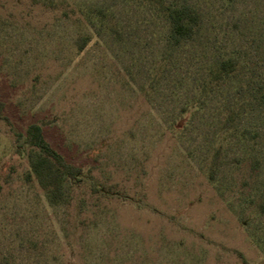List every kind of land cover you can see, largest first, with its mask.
Here are the masks:
<instances>
[{
  "label": "rangeland",
  "instance_id": "obj_1",
  "mask_svg": "<svg viewBox=\"0 0 264 264\" xmlns=\"http://www.w3.org/2000/svg\"><path fill=\"white\" fill-rule=\"evenodd\" d=\"M164 1L192 38L142 0H0V264H264V0ZM34 124L82 169L56 205L15 134Z\"/></svg>",
  "mask_w": 264,
  "mask_h": 264
},
{
  "label": "trees",
  "instance_id": "obj_2",
  "mask_svg": "<svg viewBox=\"0 0 264 264\" xmlns=\"http://www.w3.org/2000/svg\"><path fill=\"white\" fill-rule=\"evenodd\" d=\"M160 10L171 26V35L176 40L192 38L200 26L199 13L189 6H172L164 0H142ZM98 12V11H97ZM98 15L101 12L97 13ZM241 71L239 62L228 59L220 62L210 71L208 79L202 84L203 94H212L231 83ZM264 101V88L261 95ZM4 103L0 102V121H8L4 115ZM239 125V108L235 105L229 108L222 121L219 135V146L214 149L209 163V178H214V172L219 165L223 144L231 140L232 133ZM17 140L24 146L33 149L30 156L27 178L34 180L46 192L49 202L53 205L64 200L63 185L65 181L73 179L81 182V167L69 163L63 155L54 149L43 135L42 127L31 125L26 132L15 133ZM0 185V190H1ZM102 192L103 188L99 189Z\"/></svg>",
  "mask_w": 264,
  "mask_h": 264
}]
</instances>
